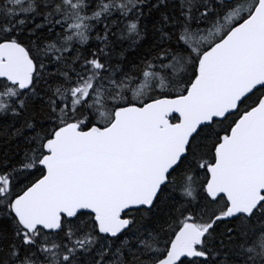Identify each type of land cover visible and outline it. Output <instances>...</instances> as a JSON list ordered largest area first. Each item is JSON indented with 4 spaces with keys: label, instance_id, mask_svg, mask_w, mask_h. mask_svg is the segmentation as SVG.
<instances>
[{
    "label": "snow or ice",
    "instance_id": "6c2138e0",
    "mask_svg": "<svg viewBox=\"0 0 264 264\" xmlns=\"http://www.w3.org/2000/svg\"><path fill=\"white\" fill-rule=\"evenodd\" d=\"M0 264H264V0H0Z\"/></svg>",
    "mask_w": 264,
    "mask_h": 264
},
{
    "label": "trees",
    "instance_id": "16d2710c",
    "mask_svg": "<svg viewBox=\"0 0 264 264\" xmlns=\"http://www.w3.org/2000/svg\"><path fill=\"white\" fill-rule=\"evenodd\" d=\"M2 147H3V146H2V145H0V149H2Z\"/></svg>",
    "mask_w": 264,
    "mask_h": 264
}]
</instances>
